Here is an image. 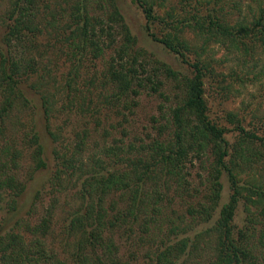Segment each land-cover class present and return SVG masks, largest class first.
Segmentation results:
<instances>
[{
    "label": "trees",
    "instance_id": "16d2710c",
    "mask_svg": "<svg viewBox=\"0 0 264 264\" xmlns=\"http://www.w3.org/2000/svg\"><path fill=\"white\" fill-rule=\"evenodd\" d=\"M37 1H11L14 21L7 26L4 41L13 50L17 46L20 49L16 56L0 51V80L5 85L0 101V133L9 111L27 102V83L24 81L22 88L18 83L36 70V65L35 58L25 57L23 50L36 46L37 35L43 32L47 37L44 47L54 61L63 59L73 64L74 77L80 75L79 68L89 56L102 59L100 76L94 74L87 79V83H93L96 78L98 86L94 84V89L102 103L132 108L137 96L150 90L164 106H159V119H155L156 136L150 135L139 146L127 141L123 147H104L103 156L109 158L93 157L80 173L83 183L78 195L84 208L75 210L64 227L74 235L68 255L59 257V251L45 239L53 223L48 211L37 222H27L29 231L17 218L8 231L0 233V264H135L131 260L134 250L123 255L115 252L114 236L127 235L133 244L138 243L145 237L143 231L149 221L156 222L161 207L171 204V196L185 193L196 198L185 208L189 221L179 227L169 219L164 239L156 242L153 254L151 251L153 264H175L189 246V239L183 236L173 240L170 235L185 233L195 221L211 219L220 199L222 175H226L230 192L205 232L213 242L208 264H264V128L262 134L245 128L244 117L231 110L220 116L230 127L211 118L204 86L211 79L218 82L217 87L208 86L223 96L231 90L228 83L222 84L223 75L213 66L214 46L241 64L247 61L246 56L252 59L257 50L264 52V0L245 12L240 0H131L145 17L146 34L185 63L188 73L173 69L137 45L116 0H51L50 6L42 5L45 12L38 21ZM66 85L70 87L67 80ZM42 108L49 112L46 99ZM232 131L234 139L229 142L227 132ZM27 140L34 165H44L38 131H32ZM132 147L134 152L126 153ZM74 151L77 149L72 151L75 159L60 161L56 167L69 179L81 167V158ZM20 155L18 146L0 142V209L5 206L9 214L16 209L27 185V178L18 175ZM195 159L199 166L205 164L201 189L192 185L186 170V164ZM120 162L124 165H115ZM250 170L254 172L248 176V183L240 182V174ZM115 191L116 197L107 201V195ZM238 203L245 215L236 228L232 220ZM135 223L142 232L134 231ZM195 247L191 242L190 248Z\"/></svg>",
    "mask_w": 264,
    "mask_h": 264
},
{
    "label": "rangeland",
    "instance_id": "374dc122",
    "mask_svg": "<svg viewBox=\"0 0 264 264\" xmlns=\"http://www.w3.org/2000/svg\"><path fill=\"white\" fill-rule=\"evenodd\" d=\"M11 1L0 0V51L7 56H16L20 47L17 46L13 50L4 41V35L8 31L7 26L14 21L13 14L10 13L12 11ZM39 1H37L39 11L36 12L37 16L35 17L37 21L45 12L42 10V5L49 4L50 6L51 3V0ZM240 1L241 8L245 12L254 8L258 0ZM19 2H24V0H19ZM116 4L128 23L130 32L135 36L138 46L168 63L173 69L188 73V66L185 63H182L176 55L162 48L158 42L146 34L143 28L145 17L134 2L116 0ZM16 14L15 11L14 16ZM190 36L191 34H187V37ZM46 38L44 32L40 33L37 35V43L40 45L24 48L25 57H34L36 65V70L30 71L29 76L25 80L23 77L18 83L19 88H22L24 81L27 83L24 85L27 102L25 105H19L18 108L9 111L2 122L3 130L0 133V142L14 144L21 148V155L17 158L19 162L18 175L27 178V185L19 196L14 211L12 210L9 214L5 206L0 209V233L8 231V227L13 225L17 218L22 220V227L29 231L28 225L30 224L27 222H37L39 216L44 217L50 211V221L53 222L52 231L50 234H46L45 239L55 250L59 251L58 256L62 258L68 255L74 242V235L64 227L67 226V222L75 210L79 211L84 208L82 198L78 195V190L83 183V175L80 173L91 164L93 157L104 155V147H115L119 144L123 147L127 141L139 146L140 143L148 140L150 135L156 136L155 125L157 126V123L155 119H159L158 108L159 106L163 108L164 103L163 106L160 105V99H157L155 93L150 90L141 92L137 96V104L132 108L122 107L123 109H121V105L114 107L102 103L100 96L96 95L97 90L94 89V84L95 87L98 86L96 78L92 79L93 83H87L90 75L100 76V69L103 68L102 59L89 56L79 68L80 75L74 77L72 73L74 65L63 59L54 61L48 48L44 47ZM13 40L11 39L10 42ZM212 52L215 71L223 75L224 82L222 84L228 83L231 90L226 96H223L219 90L208 86L214 84V87H217L218 82L212 83L211 79L205 82L209 115L211 118L219 119L226 127H230L231 125L222 120L220 116L226 110L237 112L244 117V125H247L245 128H254L255 131L262 134L264 128V52L257 50L252 59L246 56L247 61L242 64L238 60L236 61L233 56L227 55L218 46H214ZM104 57L106 60L107 55ZM99 79L101 77H98L97 80ZM217 79L220 80L221 77L218 76ZM66 80L69 81L70 87L66 85ZM4 86V81L0 80V101ZM165 89L167 90V87ZM44 99L50 105L48 113L42 108ZM256 119L259 120L258 123L253 121ZM34 130L38 131L39 141L42 144L41 156L45 162L44 165H34L31 145L27 142L28 135ZM233 139L234 132H227V140L231 142ZM75 149L77 151H74L73 154L81 158V167L73 171L69 179L63 175L62 171L58 173L56 167L58 168L60 161L64 160L65 163L66 159L73 157L72 151ZM131 152H134V147L126 153L130 154ZM110 157L117 159L115 155H110ZM103 158L108 159L109 157L103 156ZM73 159L75 158L73 157ZM115 165L121 167L124 162L115 163ZM186 165V170L190 174L188 176L190 182L201 189L203 184L199 181L203 180L205 164L204 167H201L195 159ZM252 172L254 171L241 173L240 182L248 183V176ZM52 174L54 175L53 179ZM221 183L220 199L211 219L195 221L185 233L170 235L173 240L183 236H187L189 239V246L186 247L185 252L180 255L175 264L209 263L210 247L213 242L205 232L216 218L219 207L226 202L230 192L226 175L221 176ZM116 195L117 191L112 192L107 195L106 200L115 198ZM171 197V204L160 209L164 214L156 215V222H153L152 219L149 221V226L143 231L145 237H142L138 243L133 244L134 241L127 235L119 237V234H116L114 236L117 243L115 252L118 251V254L123 255L129 250H134L131 260L135 261V264H153L151 251L153 254L156 242L161 238L164 239L163 235L168 227V220L171 219L179 227L183 226L190 218V214L185 211V208L196 200L193 196L189 197L185 193L181 196L172 195ZM8 214L10 217L7 219ZM244 215L242 206L238 203L232 220L236 228L242 225ZM139 227L135 223L134 231L142 232ZM197 236L200 237L197 238ZM135 241L137 240L135 239ZM191 242L196 243L194 249L190 248ZM68 264H71L70 261Z\"/></svg>",
    "mask_w": 264,
    "mask_h": 264
}]
</instances>
